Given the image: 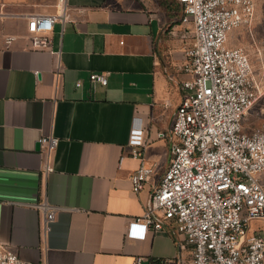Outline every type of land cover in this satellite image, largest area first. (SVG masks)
I'll return each mask as SVG.
<instances>
[{
  "label": "crops",
  "instance_id": "0c3cea01",
  "mask_svg": "<svg viewBox=\"0 0 264 264\" xmlns=\"http://www.w3.org/2000/svg\"><path fill=\"white\" fill-rule=\"evenodd\" d=\"M59 9L57 0H0V241L41 264H192L169 229L144 239L126 229L169 164L158 132L182 98L193 22L182 21L178 0H67L51 48L34 47L28 16ZM93 72L106 73L107 84L92 82ZM137 123L145 160L156 165L139 192L131 174L141 160L129 143ZM42 135L59 138L49 156L37 148ZM45 199L62 207L46 231L34 205Z\"/></svg>",
  "mask_w": 264,
  "mask_h": 264
},
{
  "label": "built area",
  "instance_id": "2783aa9c",
  "mask_svg": "<svg viewBox=\"0 0 264 264\" xmlns=\"http://www.w3.org/2000/svg\"><path fill=\"white\" fill-rule=\"evenodd\" d=\"M55 13H33L27 28L36 48H51L48 33L65 20L67 0ZM182 21L194 24V41L185 50L182 98L168 130L169 164L151 192L143 214L129 220L126 237L144 239L169 229L181 247L188 245L192 264H264V122L246 130L244 116L264 95V72L254 74L247 50L230 46L231 30L252 23L256 0H178ZM7 38V42L11 41ZM92 82L107 84V74L93 72ZM82 82L77 81L80 86ZM59 138L42 135L49 154ZM129 143L140 165L131 174L139 192L155 171L147 164L145 126L133 124ZM49 159L45 170H51ZM43 212V230L61 206L46 199L34 204ZM262 223L250 232L252 221ZM140 258H137V262ZM0 264L27 261L0 241Z\"/></svg>",
  "mask_w": 264,
  "mask_h": 264
},
{
  "label": "rangeland",
  "instance_id": "374dc122",
  "mask_svg": "<svg viewBox=\"0 0 264 264\" xmlns=\"http://www.w3.org/2000/svg\"><path fill=\"white\" fill-rule=\"evenodd\" d=\"M243 40V46L250 57L254 74L261 77L264 72V0H256V7L252 23L243 25L234 30V34L228 37V43L235 40ZM231 46V45H230ZM264 95L244 116L243 124L250 127L259 125L264 120Z\"/></svg>",
  "mask_w": 264,
  "mask_h": 264
},
{
  "label": "water",
  "instance_id": "95a60500",
  "mask_svg": "<svg viewBox=\"0 0 264 264\" xmlns=\"http://www.w3.org/2000/svg\"><path fill=\"white\" fill-rule=\"evenodd\" d=\"M37 148H38V149H40V148H41V144H40V143L37 145Z\"/></svg>",
  "mask_w": 264,
  "mask_h": 264
}]
</instances>
